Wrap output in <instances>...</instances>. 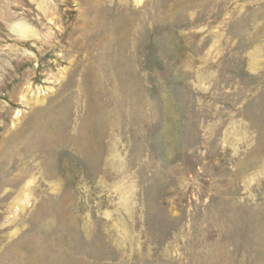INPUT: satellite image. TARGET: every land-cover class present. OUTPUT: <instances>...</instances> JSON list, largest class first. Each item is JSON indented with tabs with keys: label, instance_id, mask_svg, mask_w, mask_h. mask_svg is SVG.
<instances>
[{
	"label": "rangeland",
	"instance_id": "374dc122",
	"mask_svg": "<svg viewBox=\"0 0 264 264\" xmlns=\"http://www.w3.org/2000/svg\"><path fill=\"white\" fill-rule=\"evenodd\" d=\"M0 264H264V0H0Z\"/></svg>",
	"mask_w": 264,
	"mask_h": 264
},
{
	"label": "bare ground",
	"instance_id": "6f19581e",
	"mask_svg": "<svg viewBox=\"0 0 264 264\" xmlns=\"http://www.w3.org/2000/svg\"><path fill=\"white\" fill-rule=\"evenodd\" d=\"M111 25V24H110Z\"/></svg>",
	"mask_w": 264,
	"mask_h": 264
}]
</instances>
